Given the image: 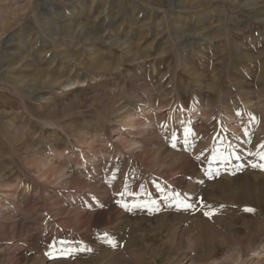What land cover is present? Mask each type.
Instances as JSON below:
<instances>
[{
    "label": "rangeland",
    "instance_id": "374dc122",
    "mask_svg": "<svg viewBox=\"0 0 264 264\" xmlns=\"http://www.w3.org/2000/svg\"><path fill=\"white\" fill-rule=\"evenodd\" d=\"M262 144L264 0H0V264H264Z\"/></svg>",
    "mask_w": 264,
    "mask_h": 264
},
{
    "label": "snow or ice",
    "instance_id": "6c2138e0",
    "mask_svg": "<svg viewBox=\"0 0 264 264\" xmlns=\"http://www.w3.org/2000/svg\"><path fill=\"white\" fill-rule=\"evenodd\" d=\"M191 130L188 129V128H185V143L188 142V137L191 135ZM260 148L261 149H264V144L260 145ZM260 158V160L264 161V151H261L257 154ZM251 167L253 168H256V167H259L260 170L264 171V163H261V164H252ZM177 203L178 205L182 204V202H180L179 200H177ZM183 207L185 209H188L191 207V205H188V204H183ZM246 211H251V209H246ZM206 215H209V213H205Z\"/></svg>",
    "mask_w": 264,
    "mask_h": 264
},
{
    "label": "bare ground",
    "instance_id": "6f19581e",
    "mask_svg": "<svg viewBox=\"0 0 264 264\" xmlns=\"http://www.w3.org/2000/svg\"><path fill=\"white\" fill-rule=\"evenodd\" d=\"M232 119V118H231ZM184 237V236H183ZM180 238V237H179ZM182 238V237H181ZM186 240H187V238H186ZM184 242V241H183ZM185 242H187V241H185ZM186 244V243H185Z\"/></svg>",
    "mask_w": 264,
    "mask_h": 264
}]
</instances>
